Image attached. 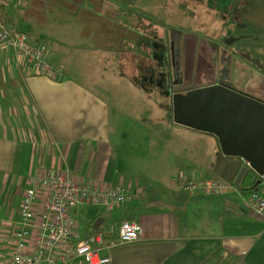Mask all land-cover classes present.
I'll return each mask as SVG.
<instances>
[{"label": "crops", "instance_id": "0c3cea01", "mask_svg": "<svg viewBox=\"0 0 264 264\" xmlns=\"http://www.w3.org/2000/svg\"><path fill=\"white\" fill-rule=\"evenodd\" d=\"M35 1L45 12L51 6L44 0H32L31 6ZM233 1L235 5L229 6L230 0H223L221 8L239 16L240 0ZM253 1L264 8V0ZM29 2L0 0L5 21L13 25L10 12H21ZM256 26L264 22L257 20ZM53 50L57 58H64L62 81L32 73L0 43V264H13V235L22 223L19 210L28 177L41 168L66 170L78 180L121 184L133 193L131 201L111 211L94 207L89 216L90 206L77 210L89 222L101 217L103 225L122 219L139 224L136 241L109 251L111 264H264V217L252 212L248 198L234 184L245 161L224 155L217 137L202 131L181 136L189 143L183 149L186 164L173 166L169 154L182 157L174 146L145 152L149 131L143 120L134 119L131 134H117L115 124L121 115L110 114V100L121 109L131 103L126 96L133 90L145 97L149 93L143 78L134 79L127 65L132 53L120 52L116 74L122 78L107 86L95 82L96 73H90L87 81L77 78L78 69L73 71L64 52ZM140 73L137 68L135 76ZM149 106L152 111L160 108L158 102ZM117 135L120 140H115ZM208 178L226 187L220 193H188L180 188L182 181ZM96 214L100 215L95 218Z\"/></svg>", "mask_w": 264, "mask_h": 264}, {"label": "rangeland", "instance_id": "374dc122", "mask_svg": "<svg viewBox=\"0 0 264 264\" xmlns=\"http://www.w3.org/2000/svg\"><path fill=\"white\" fill-rule=\"evenodd\" d=\"M31 1L21 12H15L13 15L14 11L10 12V21L15 18L12 26L27 33L31 40L37 36L38 40L47 42L51 48L62 50L73 71L78 69L77 78L83 81L88 80L90 73L97 74L95 82L107 86H110L115 79L122 78L116 74L120 52L123 49H130L132 40L138 37L136 33L141 31L138 30L141 27L137 20L124 23L127 11L123 10L125 14L122 15L123 17L118 15L122 13L118 7L123 6L129 13L138 14L143 22L145 20V24L154 23L148 30L149 34L156 35L158 29L161 30L160 27L164 26L186 32L187 38L191 41L193 38L194 40L214 39L224 44L237 56L240 68L245 70V79L241 81L245 84L244 88L264 101V26H256L257 20L264 22V8L253 0H240L239 16L231 10L226 12L221 8L223 0H129V4H123L119 0H44L51 5L46 12L40 1H35L33 6ZM182 2L185 4L183 5ZM234 5L235 2L230 0L229 6ZM143 33H147V27ZM174 41L176 42V36ZM134 60L137 63L143 61L135 58ZM187 60L189 71L192 54L188 53ZM132 75L135 76L133 72ZM144 81L148 86L146 80ZM117 83L119 86L125 84L123 80L120 81L121 84ZM126 98L131 103L122 105L121 109L118 107L116 109L113 107V101H109V105L112 106L110 114L117 117L121 115L115 124L117 134L119 131L131 134L136 129L134 119L140 118L149 131L145 152L168 150L169 147L174 146L182 157L170 153L173 166L186 164L183 149L186 148L185 144L189 143L181 136L198 130L174 123L170 118H166L165 113L157 106L156 110L152 111L151 105L148 107V104L161 102L155 92L149 91L145 97L143 92L136 93L133 90ZM137 102L142 105H136ZM171 135L178 137L174 138ZM115 140H120L118 135ZM119 148L124 152L122 147ZM244 196L248 198L249 194ZM85 207L88 206H80L79 209ZM94 210L95 208L90 206L88 215H92ZM77 217L81 230L86 232L89 226L88 217L83 215ZM118 224L112 223V225Z\"/></svg>", "mask_w": 264, "mask_h": 264}, {"label": "built area", "instance_id": "2783aa9c", "mask_svg": "<svg viewBox=\"0 0 264 264\" xmlns=\"http://www.w3.org/2000/svg\"><path fill=\"white\" fill-rule=\"evenodd\" d=\"M0 43L11 48L16 60L30 66L35 74L55 81L66 77L64 58H57L47 42L31 40L1 20ZM28 183L19 210L22 223L13 235V264H73L75 260L111 264L109 251L113 247L139 237V224L130 219H122L118 225L101 223L92 232H84L77 217L80 206L111 211L131 201L133 193L124 185L78 180L66 170L47 168L37 169ZM225 187L212 178L180 183L188 193H220ZM248 202L253 213L264 217V187L250 192Z\"/></svg>", "mask_w": 264, "mask_h": 264}, {"label": "flooded vegetation", "instance_id": "af4514ba", "mask_svg": "<svg viewBox=\"0 0 264 264\" xmlns=\"http://www.w3.org/2000/svg\"><path fill=\"white\" fill-rule=\"evenodd\" d=\"M160 28L162 29H158L156 35L147 34L151 42V57L146 56L138 63L134 61V58L127 61L130 71L134 74V69L136 71L139 68L141 71V75L133 76L134 79L146 80L148 91L155 92L161 99L160 109L165 113L166 118L172 120L173 98L190 91L208 88L212 91L209 93L215 95L231 94L230 91L240 93L241 90H246L248 92L244 88L245 84L241 82L245 79V70L240 68L237 56L224 44L214 39L194 40L193 38L191 41L187 38L188 34L183 31L180 39L179 64L176 67L175 63L173 67L169 27L161 26ZM188 53L192 54L189 71ZM195 93L199 95V92ZM209 135L216 137L210 133Z\"/></svg>", "mask_w": 264, "mask_h": 264}, {"label": "water", "instance_id": "95a60500", "mask_svg": "<svg viewBox=\"0 0 264 264\" xmlns=\"http://www.w3.org/2000/svg\"><path fill=\"white\" fill-rule=\"evenodd\" d=\"M172 65L179 64L182 30L169 29ZM176 36V42L174 41ZM208 88L188 92L173 98L172 121L217 137L221 152L237 156L248 166L264 176V101L249 92L230 91L231 94L215 95ZM195 92H199L197 95ZM212 92V91H211ZM246 166L237 173L234 184L238 186ZM97 218L93 229L100 227Z\"/></svg>", "mask_w": 264, "mask_h": 264}, {"label": "trees", "instance_id": "16d2710c", "mask_svg": "<svg viewBox=\"0 0 264 264\" xmlns=\"http://www.w3.org/2000/svg\"><path fill=\"white\" fill-rule=\"evenodd\" d=\"M119 1H121L123 4H129V0H124V1L119 0ZM118 10L122 11V13L118 14L119 16H122V15L125 16V14L123 13V10L127 11L126 12V21H124V23H126V22L132 23L133 20H137L136 22H138L139 26L141 27L140 29H138L141 31H139V32L135 31V32H137L136 34L138 37L136 39L132 40V44L130 46V49H127V50L132 51L131 52L132 56L135 59L142 60L146 56L150 58L151 57V53H150L151 52V42H150V39L147 38V34H148L149 28L152 26V24L154 25V23L152 22V23L145 24L144 23L145 20H144V22H143L144 25L141 26L142 18L138 17V14L134 15V14L129 13L128 10H126L123 6H119ZM6 18H7V13L0 6V20L5 21ZM155 24H157V23H155ZM133 26H134V24H133ZM134 27L137 28V26H134ZM146 27H147V33L144 34L143 31L145 32ZM134 61H136V60H134ZM244 165L246 166V169H245V172H244V174H243V176H242L237 187L240 189V192L242 194L246 195V194H249L250 192L255 191L256 189L260 188V186H259L260 183L258 184L257 181L260 180V182L264 184V177L259 176L255 170H253L251 167L247 166L245 163H244ZM262 187H264V186H262ZM99 215L100 214H96L95 218ZM94 221H95V219L92 220L91 222H89V226H88V229H86V232H92L94 230L93 229Z\"/></svg>", "mask_w": 264, "mask_h": 264}]
</instances>
